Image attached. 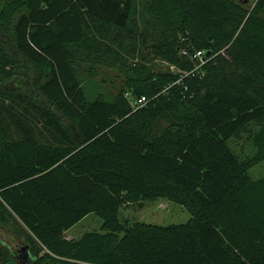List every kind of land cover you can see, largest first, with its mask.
Instances as JSON below:
<instances>
[{
    "label": "trees",
    "instance_id": "trees-1",
    "mask_svg": "<svg viewBox=\"0 0 264 264\" xmlns=\"http://www.w3.org/2000/svg\"><path fill=\"white\" fill-rule=\"evenodd\" d=\"M1 3L0 80L41 77L0 89V224L30 264H264V178L248 174L264 162V0ZM148 42L173 72L129 65ZM96 67L122 71L114 96L86 80ZM251 124L242 158L230 142ZM155 199L189 221L120 224L121 207ZM89 214L102 234L66 239Z\"/></svg>",
    "mask_w": 264,
    "mask_h": 264
},
{
    "label": "rangeland",
    "instance_id": "rangeland-1",
    "mask_svg": "<svg viewBox=\"0 0 264 264\" xmlns=\"http://www.w3.org/2000/svg\"><path fill=\"white\" fill-rule=\"evenodd\" d=\"M241 6L248 10H252L256 0H236ZM0 0V6H1ZM264 19V10L261 14ZM1 40V39H0ZM4 44V41L1 40ZM151 42L147 45H141L135 53V59L129 60L130 66L141 64L144 68H150L154 73H170L173 68L165 62L154 57L150 50ZM20 64L23 65L19 57H15ZM32 69H27L26 74L19 75L17 78L6 83L0 80V89L12 90L18 92L24 90L26 93H33L34 84L41 80V77L35 74ZM86 80H93L98 85L100 92L107 96H114L117 91L123 87L125 76L122 71L116 68L96 67L82 70ZM41 102V101H40ZM59 121L66 128L74 139H78L76 128L70 122L54 110ZM40 128L41 121L36 122ZM165 126L160 122L159 127ZM258 126L251 124L248 126L245 134L240 139L232 140L231 147L242 155V158L251 157L254 154L252 146V138L256 133ZM251 180H259L264 178V162L253 167L248 172ZM190 219L188 212L180 205L168 202L164 199H155L142 201L137 204L128 205L119 209L118 220L124 226H132L136 223H144L154 226L168 227L172 225L186 224ZM102 222L94 214H89L83 220L74 225L65 232L64 237L68 240L78 239L85 233L102 234ZM0 250L7 253L11 262L9 264H30V259L24 251L22 243L10 232V230L0 224Z\"/></svg>",
    "mask_w": 264,
    "mask_h": 264
},
{
    "label": "built area",
    "instance_id": "built-area-1",
    "mask_svg": "<svg viewBox=\"0 0 264 264\" xmlns=\"http://www.w3.org/2000/svg\"><path fill=\"white\" fill-rule=\"evenodd\" d=\"M196 58H198L199 60L201 59L202 57V53L198 52L196 55H195ZM129 101H130V104L133 108H138V107H143L146 103V100L144 97H141V98H138V99H132L130 97H128V95L126 94L125 95Z\"/></svg>",
    "mask_w": 264,
    "mask_h": 264
},
{
    "label": "water",
    "instance_id": "water-1",
    "mask_svg": "<svg viewBox=\"0 0 264 264\" xmlns=\"http://www.w3.org/2000/svg\"><path fill=\"white\" fill-rule=\"evenodd\" d=\"M176 71V70H175Z\"/></svg>",
    "mask_w": 264,
    "mask_h": 264
}]
</instances>
